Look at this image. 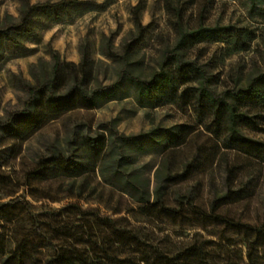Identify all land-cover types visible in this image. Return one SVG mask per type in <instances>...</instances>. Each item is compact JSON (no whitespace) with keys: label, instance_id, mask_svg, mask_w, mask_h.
<instances>
[{"label":"rangeland","instance_id":"rangeland-1","mask_svg":"<svg viewBox=\"0 0 264 264\" xmlns=\"http://www.w3.org/2000/svg\"><path fill=\"white\" fill-rule=\"evenodd\" d=\"M46 1L58 0H0V25L16 21L23 3ZM79 1L85 4L79 9H67L59 18L42 16L37 24V38L24 39L21 47L8 50L6 60L0 63V120L23 107L29 84L48 76L53 63L51 51L56 52L60 60L78 63L80 47L86 46L93 60L89 88H94L113 82L124 66L123 59L130 72L148 77L158 68L163 49L173 46L178 26L188 29L199 23L231 24L255 34L245 50L230 51L224 43L201 42L186 51V58L195 59L212 75L216 92L243 86L264 71V0L253 3L250 0ZM136 14L140 29L134 23ZM108 52H111L109 56ZM107 122L125 135L156 127L192 130L177 148H166L164 141L132 154L128 171L145 185L150 200L157 186V171L181 170L184 164L190 163V173L185 180L163 186V198L174 208L179 204L188 207L192 201L209 211V204L226 192V170L234 166V193L216 204H228L229 214L242 221H264V154L246 156L238 150L226 149L224 135L207 131V121H200L191 107L138 106L128 87L122 97L95 108H76L62 113L27 137L0 132V205L15 199L25 200L35 213L46 207L58 209L75 203L83 209L94 210L99 216L117 220L118 225L138 228L142 234L167 235L168 240L177 245L191 240L195 234L208 237L209 233L221 230L222 227L213 222L201 221L187 208L175 220L153 218L150 221L139 211L145 203L136 202L100 177L89 179L80 195L79 179L72 186L66 178L35 179L27 186L25 173L33 169L40 157L69 154L77 146L73 138L80 135L104 136L107 140ZM261 127L260 130L243 129V132L264 141V125ZM41 191L47 192L50 198L38 199ZM200 226L205 227L197 228Z\"/></svg>","mask_w":264,"mask_h":264},{"label":"trees","instance_id":"trees-1","mask_svg":"<svg viewBox=\"0 0 264 264\" xmlns=\"http://www.w3.org/2000/svg\"><path fill=\"white\" fill-rule=\"evenodd\" d=\"M84 4L79 0L23 3L16 21L0 25V63L6 60L9 49L21 47L24 39L37 38V24L42 16L59 18L67 9H79ZM134 23L140 29L137 14ZM176 29L173 46L163 49L158 68L148 77L130 72L123 59L124 66L116 79L94 88H89L93 60L86 46L80 47L78 63L60 60L59 55L51 51L53 63L48 76L27 86L23 107L0 120V132L27 137L62 113L76 108H95L122 97L128 87L138 106L191 107L200 121H207V131L224 135L226 149L238 150L246 156L264 154V141L243 132V129L260 130L264 125V71L243 86L216 92L212 75L195 59L185 57L187 50L201 42L224 43L230 51L245 50L255 38L253 31L231 24L203 23ZM128 48L129 44L127 51ZM105 126L109 131L107 140L104 136L80 135L73 138L77 146L69 154L40 157L33 169L25 173L27 186L35 179L55 178L69 179L72 186L79 179L80 195L89 179L100 177L136 202L145 203L139 211L149 220H175L187 208L201 221L213 222L222 227L221 230L209 233L208 237L195 234L191 240L177 245L169 241L167 235L142 234L138 228L118 225L117 220L99 216L79 204L69 203L58 209L46 207L33 213L31 204L15 199L0 205V264H264V221H242L229 214L228 204H216L234 193V166L226 170V192L209 204V211L192 201L187 204L189 208L182 204L174 208L166 204L161 189L185 180L190 173V163L184 164L181 170L157 171L152 200L145 185L128 171V165L132 154L164 141L166 148H177L192 130L156 127L125 135L113 128L111 122ZM40 193L38 199L50 198L47 192Z\"/></svg>","mask_w":264,"mask_h":264}]
</instances>
